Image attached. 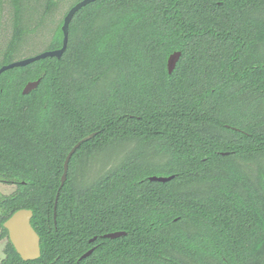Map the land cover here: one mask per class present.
Here are the masks:
<instances>
[{"label": "trees", "instance_id": "trees-1", "mask_svg": "<svg viewBox=\"0 0 264 264\" xmlns=\"http://www.w3.org/2000/svg\"><path fill=\"white\" fill-rule=\"evenodd\" d=\"M9 2L0 70L58 7L30 29L29 0ZM69 33L61 59L0 75V183L17 187L0 198L1 264H264V0H99ZM24 209L36 261L4 228Z\"/></svg>", "mask_w": 264, "mask_h": 264}, {"label": "water", "instance_id": "water-1", "mask_svg": "<svg viewBox=\"0 0 264 264\" xmlns=\"http://www.w3.org/2000/svg\"><path fill=\"white\" fill-rule=\"evenodd\" d=\"M99 0H83L79 3H77L73 8L70 9L68 14L66 15L64 19V25L62 27V31L64 34V42L63 47L59 50L55 51H46L42 54H39L38 56L25 59L22 61L14 62L10 65L4 66L0 70V75L3 74L6 71L12 70L14 68L19 67H26L32 63H35L37 61L46 59V58H58L61 59L64 53L67 50V47L69 45V37H70V25L75 17V15L84 7L88 6L91 3H94ZM182 56V53L176 52L172 54L168 60V69L169 73L172 74L176 67L178 62L180 61ZM41 81L37 82H30L24 89L23 94L28 95L32 91L36 90ZM95 134L83 139L81 142H79L70 152L68 155L65 165H64V174L62 177V186L63 187L67 181V175L69 171V164L70 161L75 154V152L81 147V145L84 142L90 141L93 139ZM174 179V177H163V176H153L150 178L151 182H160V183H167ZM58 199L55 203V220L57 219V208H58ZM34 217V212L32 210H20L16 212L5 224L4 228L9 232V239L13 246L15 247L17 253L21 256V258L24 261H36L41 258L42 256V250H41V238L39 234L36 232L34 227L32 226V220ZM125 232H117V233H111L104 236L106 239H117L122 236H125ZM96 239H93L92 242H94ZM94 252V249L90 250L87 254L83 256L82 259H86L90 257Z\"/></svg>", "mask_w": 264, "mask_h": 264}, {"label": "rangeland", "instance_id": "rangeland-1", "mask_svg": "<svg viewBox=\"0 0 264 264\" xmlns=\"http://www.w3.org/2000/svg\"><path fill=\"white\" fill-rule=\"evenodd\" d=\"M46 0H29L30 20L28 22L29 28L34 29L41 20L44 12ZM79 0H58V7L52 12L50 17L45 20L43 27L37 31L36 34H32L27 38L26 44L21 51L16 55L15 60L22 61L29 59L39 54L48 51V46L52 40L54 31L58 27L59 23L65 18L70 9L76 5ZM12 6L9 0H5L0 5V55H2L12 38ZM120 153L122 151H119ZM109 153L105 157V160H113L116 164L120 160V153ZM101 167V165L92 167L94 173ZM17 190L16 186H8L0 183V198L10 196ZM0 229V236H1ZM8 243L7 239L0 240V264L5 258V248Z\"/></svg>", "mask_w": 264, "mask_h": 264}]
</instances>
